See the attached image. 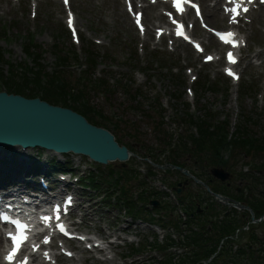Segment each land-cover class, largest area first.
<instances>
[{
    "label": "rangeland",
    "instance_id": "374dc122",
    "mask_svg": "<svg viewBox=\"0 0 264 264\" xmlns=\"http://www.w3.org/2000/svg\"><path fill=\"white\" fill-rule=\"evenodd\" d=\"M72 4L78 16L80 44H75L64 33L66 13L59 0H31L30 6L29 0H21L19 4L11 0H0V37L4 40L3 42L0 40V46L8 52L7 58L13 64L21 63L25 66H33L35 61L27 60L24 47L30 42L33 47L37 46L39 49H34V53L38 52L37 54L42 56L40 51H43L41 60L46 72L59 71L75 90L78 89V85L81 88V84H86L90 104L108 118L109 122L96 118L121 138L123 143L130 145V149H133L131 145L141 144L135 147L136 151L133 152L136 156L134 160L132 158L127 162V169L130 166L141 173L139 182L145 180L146 185L141 187L139 182H127L126 188L130 197L139 196L144 188L157 190L158 182H163L164 178L174 183L187 177L178 171L165 173L166 169L154 168L148 155L153 150L155 155L153 159L165 164L170 155V148H165L163 141L170 138L173 148L181 142L189 144L191 140L188 137L197 133L196 127L190 124L191 120L208 121L209 115H213L211 121L214 124L222 121L228 123L229 136L234 137L240 127L245 126L255 140L264 142V21L257 15L252 27L247 31L251 42L250 48L242 53L244 59L240 65L243 71L241 82L233 85L221 73L219 63L202 64V57L198 58L189 46L177 43L174 50H170L173 47H169L170 42L165 39L156 44L154 27L149 41L148 35L140 38L132 19L124 9L123 0H72ZM35 5L39 6V10L38 17L33 19L32 7ZM211 24L219 29H226L217 23ZM61 50L66 51V56H69L66 60L68 65L58 70L57 67L60 66L58 56H63ZM91 51L95 52L97 57L94 69L89 65L90 59L87 57V53ZM187 67H194L193 76L198 78L195 83L193 77L188 76ZM0 73L5 78L10 77L6 63L0 62ZM100 78L107 82L106 89L99 86ZM218 81L222 83L216 85ZM2 83L0 79L1 86ZM216 91L219 94H216ZM116 125L118 128L115 129ZM36 151L31 150V155L37 153ZM189 154L191 153L182 155L179 161L191 169L189 170L191 174L194 172L200 178L210 179L211 169L202 167L209 154H200L198 165L195 164L196 155L191 154L190 157ZM234 155L235 161H232L234 165L229 168L223 167L233 174L231 180L233 186L240 188L245 184L243 180L247 178L250 186L259 185V189L264 191V172L257 173L254 168L256 165H264V153L250 152L247 155L244 151L235 149ZM225 157L231 160V154L226 153ZM69 160L72 161V158ZM110 166L119 170L121 163L114 162ZM141 169L146 172L142 173ZM149 170H152L155 176L147 177ZM95 174L99 180V171ZM103 177L107 178V175L104 174ZM189 184L194 195L201 193L209 200L217 202L213 196L205 195L203 187L192 180ZM104 191L101 196H96L97 192L93 193L92 207L87 210L90 214L88 217L105 232H108V226L115 223V220H123L121 228H126L132 222L133 237L128 238L135 242L133 244L127 242L125 247L116 249L118 255L130 253L133 245L150 247L156 241L158 243L162 241L154 231L156 227L141 220L136 221L135 218L128 217L129 215L125 216V205L115 204L107 208V204L100 199L105 196ZM89 195L87 197L91 198ZM137 203L140 204L138 200ZM151 208L147 205L142 215L148 217L152 212ZM226 210L229 209L223 208V211ZM243 214L240 211L235 214L244 227L242 226L243 231L238 234L239 238H235L236 242L232 244L233 251L242 245L251 244L252 234L264 238V225H252L253 222L248 215L242 219ZM160 215L154 212L153 216L161 219ZM164 223L167 224V230L163 234L172 238L178 236L177 231H172L169 220L165 219ZM155 224L163 226L160 223ZM210 232L213 236H218L214 229ZM121 235L123 236L122 232ZM157 253L149 248L135 256H139L138 259L145 262L144 264H154L161 256ZM86 258V261L79 260L77 264H100ZM255 258L257 257L253 255V259ZM251 262L248 257H241L242 264Z\"/></svg>",
    "mask_w": 264,
    "mask_h": 264
},
{
    "label": "water",
    "instance_id": "95a60500",
    "mask_svg": "<svg viewBox=\"0 0 264 264\" xmlns=\"http://www.w3.org/2000/svg\"><path fill=\"white\" fill-rule=\"evenodd\" d=\"M0 146L74 152L103 164L129 158L127 148L120 147L109 131L91 125L82 115L39 98L27 99L7 93H0ZM212 173L222 181L231 178V174L222 169H214Z\"/></svg>",
    "mask_w": 264,
    "mask_h": 264
},
{
    "label": "trees",
    "instance_id": "16d2710c",
    "mask_svg": "<svg viewBox=\"0 0 264 264\" xmlns=\"http://www.w3.org/2000/svg\"><path fill=\"white\" fill-rule=\"evenodd\" d=\"M32 39L34 40V37H32ZM25 49L27 53L32 56L34 55V49L39 48L37 46L33 47L30 42ZM67 58L68 57L64 55L58 56V59L61 62L62 66L66 62ZM89 59L92 63V67H95L97 65V57L94 52H89ZM11 68L13 69V66H11ZM43 73L44 70L42 68H39L38 71L28 70V74L30 75V77L25 75V77L21 79L20 83L17 82V75L15 73H11V77L6 78L5 85L7 87V90L11 93L20 94L30 98L41 97L43 100H46L51 104L72 107L75 110L84 114L92 122L97 123L92 115L100 116V118H102L103 120H107V118L98 110H96L95 107L90 106L88 93L86 92L87 87H84L83 89L78 88L77 90H75L72 89L67 80H65V78L59 73H57L56 75H51L47 78L44 77ZM3 77L4 76H2V74L0 73V78ZM100 84L105 88V81H100ZM216 85H220V82H218ZM210 128L211 123L208 121H204L199 124L201 138L194 139L193 141L196 143L197 148L201 151L203 150V147L207 143H209L211 145V148L214 150L215 155L218 156L222 150L226 149V147L230 145L229 141H227V127L223 125L218 128L217 132H211ZM237 134L238 135L233 140V145L236 148L245 150V148L248 147V152L251 150L264 152V142H258L257 140L252 138V136L249 135L245 127L240 128ZM119 141L122 140L119 139ZM181 151H184V148L181 149L179 152ZM179 152H176V154L172 158L174 160V165L178 164L177 159L179 154L177 153ZM58 166L63 168V166L61 165ZM112 173H114V170H110V174ZM115 185L120 186L122 184L121 182H116ZM120 187L124 202L127 203L130 208V213L136 216L139 215L141 213V210L140 208L137 209L136 202L131 200V198L129 197V190H127L124 186ZM119 200L121 201V199ZM140 200H146L145 196H140ZM254 209H257V207H255ZM263 213L264 210H262L260 215ZM257 216L259 217V215ZM236 229L237 227H230L229 225H227L224 226L221 231L223 235H231L235 232ZM251 240L253 242L240 249L239 254H241L242 258L248 257V259L252 261L250 264H264V238L259 239L258 236L252 235ZM191 241L192 244L198 249V251L195 252V263H198L201 259L207 260L217 250V245L210 246L209 241L204 238V234H193L191 236ZM258 243L260 244V246L256 247ZM155 249L165 250L164 247H161L159 245L155 246ZM229 254L230 250H223L220 257L214 262H211L210 264H234L231 262L226 263L225 260L227 259V257H224L225 260H221V256L223 257ZM253 255L257 258L253 259ZM173 263V260L169 259L163 264Z\"/></svg>",
    "mask_w": 264,
    "mask_h": 264
},
{
    "label": "snow or ice",
    "instance_id": "6c2138e0",
    "mask_svg": "<svg viewBox=\"0 0 264 264\" xmlns=\"http://www.w3.org/2000/svg\"><path fill=\"white\" fill-rule=\"evenodd\" d=\"M191 0H174V6L177 7V10L180 11L181 13L183 12V8L182 5L184 3H190ZM230 3H232L234 6L231 9H226L227 11H230L232 13V18L230 20L231 23H236L237 21V17L240 15L241 10L243 12H248L249 9L247 7H243L242 8V2L243 0H229ZM249 3L252 2V0H248ZM262 3H264V0H261ZM192 7H195L197 9V14L199 15V8L197 5L192 4ZM175 22V21H174ZM178 25V29H177V34L184 36L185 38H187L185 32H184V25L180 24L179 22H175ZM73 24L72 18L70 16L69 18V25L71 26ZM137 24L138 26H140V19H139V15L137 16ZM141 30L143 31V28L141 26ZM217 35L225 42L228 44H231L233 47H238L239 46V42L236 40L235 38V33L233 32H226V33H217ZM196 47L199 49V45H196ZM228 58H229V62L230 63H236V59L233 56L232 53H228ZM209 60L212 59V57H208ZM229 75H232L234 78H238L236 76L235 73L229 71ZM47 219V218H45ZM13 223L19 224L18 221H14ZM26 228L25 225H19V231L17 234L13 235L10 234V238L12 240L13 243V250L12 252L6 257V259L11 262L16 253L19 251V247L20 245L27 239V236L24 234V229ZM61 230H63V226H61ZM47 243V241H45Z\"/></svg>",
    "mask_w": 264,
    "mask_h": 264
},
{
    "label": "bare ground",
    "instance_id": "6f19581e",
    "mask_svg": "<svg viewBox=\"0 0 264 264\" xmlns=\"http://www.w3.org/2000/svg\"><path fill=\"white\" fill-rule=\"evenodd\" d=\"M146 12H147V16H146V21L149 23V24H154L153 22V18L151 17L152 14L154 13V9H153V6L149 5L147 8H146ZM211 12V11H210ZM264 13V6L261 5L260 6V11H259V14H258V17H262ZM209 18H211L212 20L215 18V15L213 13H211L210 15H208ZM157 19H158V22H161V23H165L162 19V17L160 15H157ZM77 20H78V17H77ZM148 34L151 35L152 34V31L151 29L149 28L148 29ZM205 38L207 39H211V36H206L205 35ZM5 148H3L2 146H0V153L4 151ZM31 150H28V151H22L20 150L19 153H20V156L22 159L25 158L26 156V159H27V154L30 153ZM23 176L25 175V171L21 173ZM112 235V234H111ZM118 236V235H117ZM4 247V239L2 237V235L0 236V249ZM80 259H84V257H80Z\"/></svg>",
    "mask_w": 264,
    "mask_h": 264
},
{
    "label": "flooded vegetation",
    "instance_id": "af4514ba",
    "mask_svg": "<svg viewBox=\"0 0 264 264\" xmlns=\"http://www.w3.org/2000/svg\"><path fill=\"white\" fill-rule=\"evenodd\" d=\"M229 186H231V184ZM262 194H264V193L262 192Z\"/></svg>",
    "mask_w": 264,
    "mask_h": 264
}]
</instances>
